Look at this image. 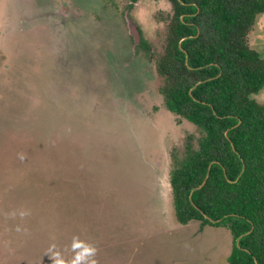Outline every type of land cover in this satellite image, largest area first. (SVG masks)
I'll return each mask as SVG.
<instances>
[{
	"label": "rangeland",
	"instance_id": "1",
	"mask_svg": "<svg viewBox=\"0 0 264 264\" xmlns=\"http://www.w3.org/2000/svg\"><path fill=\"white\" fill-rule=\"evenodd\" d=\"M172 13L167 0H0V264H50L52 244L70 260L74 236L97 264H228L226 226L174 214L171 154L201 130L158 91ZM247 39L264 58V13ZM253 97L264 106V87Z\"/></svg>",
	"mask_w": 264,
	"mask_h": 264
},
{
	"label": "trees",
	"instance_id": "2",
	"mask_svg": "<svg viewBox=\"0 0 264 264\" xmlns=\"http://www.w3.org/2000/svg\"><path fill=\"white\" fill-rule=\"evenodd\" d=\"M167 1L159 92L201 130L184 158L171 154L175 218L226 226L228 264H264V106L253 97L264 87V58L247 39L264 0Z\"/></svg>",
	"mask_w": 264,
	"mask_h": 264
},
{
	"label": "clouds",
	"instance_id": "3",
	"mask_svg": "<svg viewBox=\"0 0 264 264\" xmlns=\"http://www.w3.org/2000/svg\"><path fill=\"white\" fill-rule=\"evenodd\" d=\"M21 159H23V156H21ZM12 214L16 215L15 212ZM29 214L30 212L27 209L19 212L21 218ZM71 250L73 255L70 260L64 258L55 244L50 245L45 253L50 259V264H97V260L95 259L97 248L93 244L74 236L71 242Z\"/></svg>",
	"mask_w": 264,
	"mask_h": 264
},
{
	"label": "flooded vegetation",
	"instance_id": "4",
	"mask_svg": "<svg viewBox=\"0 0 264 264\" xmlns=\"http://www.w3.org/2000/svg\"><path fill=\"white\" fill-rule=\"evenodd\" d=\"M131 24L133 25V28L135 29V31H136V34L133 32V30H132V27H131ZM130 28H131V31H132V33L135 35V38L138 40L139 39V37H138V34H137V29H136V27L134 26V24L133 23H130ZM143 42H145V41H143ZM143 44V43H142ZM157 71V70H156ZM158 74V73H157ZM159 75V74H158ZM160 76V75H159ZM159 87H160V85H159ZM158 91H159V88H158ZM160 93V92H159ZM161 94V93H160ZM162 95V94H161Z\"/></svg>",
	"mask_w": 264,
	"mask_h": 264
},
{
	"label": "water",
	"instance_id": "5",
	"mask_svg": "<svg viewBox=\"0 0 264 264\" xmlns=\"http://www.w3.org/2000/svg\"><path fill=\"white\" fill-rule=\"evenodd\" d=\"M131 27H132L133 32L136 34V31H135V29L133 28V25H132V24H131Z\"/></svg>",
	"mask_w": 264,
	"mask_h": 264
}]
</instances>
